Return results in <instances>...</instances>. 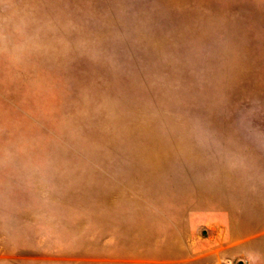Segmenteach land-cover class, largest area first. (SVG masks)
Returning a JSON list of instances; mask_svg holds the SVG:
<instances>
[{
  "label": "rangeland",
  "instance_id": "1",
  "mask_svg": "<svg viewBox=\"0 0 264 264\" xmlns=\"http://www.w3.org/2000/svg\"><path fill=\"white\" fill-rule=\"evenodd\" d=\"M0 264H264V0H0Z\"/></svg>",
  "mask_w": 264,
  "mask_h": 264
}]
</instances>
